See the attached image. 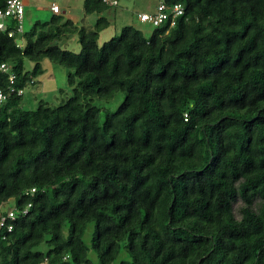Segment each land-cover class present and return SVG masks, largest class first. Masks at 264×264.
Instances as JSON below:
<instances>
[{
    "label": "trees",
    "instance_id": "16d2710c",
    "mask_svg": "<svg viewBox=\"0 0 264 264\" xmlns=\"http://www.w3.org/2000/svg\"><path fill=\"white\" fill-rule=\"evenodd\" d=\"M163 1L184 13L148 37L126 25L100 42L102 0H84L92 25L59 12L0 30L22 89L0 107V216L10 198L19 210L0 228V264H114L122 246L118 264H264V0ZM73 34L79 52L55 43ZM44 59L68 69L73 93L25 108ZM118 92L101 121L93 99Z\"/></svg>",
    "mask_w": 264,
    "mask_h": 264
},
{
    "label": "rangeland",
    "instance_id": "374dc122",
    "mask_svg": "<svg viewBox=\"0 0 264 264\" xmlns=\"http://www.w3.org/2000/svg\"><path fill=\"white\" fill-rule=\"evenodd\" d=\"M159 0H118L115 6H109L103 13L109 20V27L100 32L99 41H106L111 36H118L122 28L126 25H133L143 30L144 36L148 37L153 26L142 23L138 20L137 14L141 11L154 12ZM24 5V15L22 20L23 29H28L35 20H48L53 14L49 5L54 2L59 8L64 18H70L78 25L86 24L92 25L96 18L95 14L86 15L83 11L84 0H22ZM21 43V41H19ZM60 48L70 50L72 52H79L80 46L77 35H70L67 39L63 38L55 42ZM27 69L31 68V62L25 60ZM42 73L34 77V82L29 83L23 89V106L28 109H34L40 100L44 101L49 106H56L63 102L67 97L72 95V87L67 83L68 69L63 65L51 62L44 59L42 62ZM123 95L121 92L115 94L110 100L93 99V104L99 107L100 119H104L106 111H114L121 103ZM235 204L234 210L237 214V207ZM15 208V201L10 198L1 205L2 211H8ZM69 232V223L63 225V237H67ZM94 232L93 223H89L83 235V241L89 246L88 257L93 263L98 262L96 252L90 247L91 238ZM122 246V243H121ZM44 249V246H41ZM130 260L128 252L121 247V251L114 261L118 264L120 260Z\"/></svg>",
    "mask_w": 264,
    "mask_h": 264
},
{
    "label": "built area",
    "instance_id": "2783aa9c",
    "mask_svg": "<svg viewBox=\"0 0 264 264\" xmlns=\"http://www.w3.org/2000/svg\"><path fill=\"white\" fill-rule=\"evenodd\" d=\"M106 2L110 6H115L118 4L117 0H102ZM49 9L52 13H59V6L52 2L49 5ZM184 13L183 5L180 3L173 5H166L163 0H159L156 9L154 12H140L137 14V18L140 22L149 23L152 26H159L164 24L165 22H169V26L174 25L175 19L177 16ZM24 15V5L22 0H6L4 7H0V30L7 31L8 36H13L15 33H22L23 26L22 20ZM10 17L16 18V25L9 29L7 27V19ZM0 72L7 74L8 87L7 92H4L0 88V107L4 103L10 93L15 92L16 94H22L21 88H16L14 86L16 80V74L11 70V66L6 62H0ZM35 188H30L26 190L25 193H33ZM27 207L22 210V212H26ZM19 210L16 208L8 210L5 214L0 216V228L3 226H7V230L10 231L12 229V225L10 223L6 224L7 219L14 220L18 214ZM68 255L63 256L62 261L67 259ZM44 264H56L51 263L44 259ZM58 264V263H57ZM62 264V263H61Z\"/></svg>",
    "mask_w": 264,
    "mask_h": 264
},
{
    "label": "crops",
    "instance_id": "0c3cea01",
    "mask_svg": "<svg viewBox=\"0 0 264 264\" xmlns=\"http://www.w3.org/2000/svg\"><path fill=\"white\" fill-rule=\"evenodd\" d=\"M141 12H145V11H141Z\"/></svg>",
    "mask_w": 264,
    "mask_h": 264
}]
</instances>
